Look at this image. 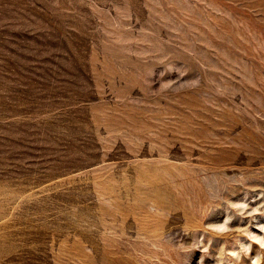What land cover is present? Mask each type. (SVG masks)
I'll return each mask as SVG.
<instances>
[{"label": "rangeland", "instance_id": "obj_1", "mask_svg": "<svg viewBox=\"0 0 264 264\" xmlns=\"http://www.w3.org/2000/svg\"><path fill=\"white\" fill-rule=\"evenodd\" d=\"M245 197L264 0H0V264H264Z\"/></svg>", "mask_w": 264, "mask_h": 264}, {"label": "clouds", "instance_id": "obj_2", "mask_svg": "<svg viewBox=\"0 0 264 264\" xmlns=\"http://www.w3.org/2000/svg\"><path fill=\"white\" fill-rule=\"evenodd\" d=\"M196 82L198 83V80ZM230 207L232 209H234L236 211L237 215H239L240 217H246V216L251 217V216L261 215L262 213L260 212V208L264 207V204L258 205L257 207L252 208L251 211H248L249 202L247 200V197H245L244 201L231 203ZM231 219H232L231 217H226V219L224 220V222L222 224L212 225L210 227L215 232H217L219 234H224V233L230 231V229L228 228V224L230 223ZM257 227L259 228L260 232H264V225H257ZM246 236H247L248 240H250L252 243L258 245L260 249L264 250V236L257 235L255 233H246ZM223 247L224 246L222 245L221 251L223 250ZM251 248H252V244H248V245L241 244V251H244L245 254H249L251 252ZM203 251H207V249H204ZM229 254L232 255L233 257L238 256V253H236V252H230ZM261 259H262V257L259 253L252 260V264H260ZM199 264H204L203 257L199 261Z\"/></svg>", "mask_w": 264, "mask_h": 264}]
</instances>
